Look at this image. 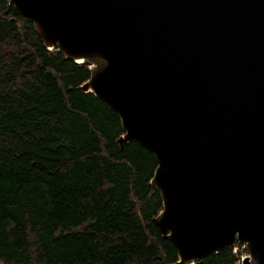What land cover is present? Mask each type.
<instances>
[{"label": "water", "instance_id": "obj_1", "mask_svg": "<svg viewBox=\"0 0 264 264\" xmlns=\"http://www.w3.org/2000/svg\"><path fill=\"white\" fill-rule=\"evenodd\" d=\"M44 44L87 65L80 85L154 154L153 221L203 264L236 242L264 264V0H8Z\"/></svg>", "mask_w": 264, "mask_h": 264}, {"label": "trees", "instance_id": "obj_2", "mask_svg": "<svg viewBox=\"0 0 264 264\" xmlns=\"http://www.w3.org/2000/svg\"><path fill=\"white\" fill-rule=\"evenodd\" d=\"M87 65L47 47L0 0V264H171L153 219L156 158L121 147L115 110L80 85ZM232 247L203 264H240Z\"/></svg>", "mask_w": 264, "mask_h": 264}, {"label": "built area", "instance_id": "obj_3", "mask_svg": "<svg viewBox=\"0 0 264 264\" xmlns=\"http://www.w3.org/2000/svg\"><path fill=\"white\" fill-rule=\"evenodd\" d=\"M233 252L239 256V263L246 257L247 249L244 243H237L233 246Z\"/></svg>", "mask_w": 264, "mask_h": 264}]
</instances>
